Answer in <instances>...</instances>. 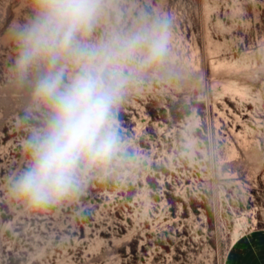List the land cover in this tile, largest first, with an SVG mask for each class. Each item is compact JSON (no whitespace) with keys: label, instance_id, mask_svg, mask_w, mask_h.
Here are the masks:
<instances>
[{"label":"rangeland","instance_id":"obj_1","mask_svg":"<svg viewBox=\"0 0 264 264\" xmlns=\"http://www.w3.org/2000/svg\"><path fill=\"white\" fill-rule=\"evenodd\" d=\"M31 15L0 0V264H224L239 222L264 226V0H108L85 42L166 15L170 53L124 69L120 152L43 210L11 194L47 118L12 78L11 25Z\"/></svg>","mask_w":264,"mask_h":264},{"label":"clouds","instance_id":"obj_2","mask_svg":"<svg viewBox=\"0 0 264 264\" xmlns=\"http://www.w3.org/2000/svg\"><path fill=\"white\" fill-rule=\"evenodd\" d=\"M29 2L30 19L11 25L12 78L31 89L47 118L25 141L29 162L14 177L11 194L43 210L74 198L85 184V169H105L117 157L112 121L130 81L124 69L162 63L170 53L173 20L144 15L126 32L87 43L108 0Z\"/></svg>","mask_w":264,"mask_h":264},{"label":"crops","instance_id":"obj_3","mask_svg":"<svg viewBox=\"0 0 264 264\" xmlns=\"http://www.w3.org/2000/svg\"><path fill=\"white\" fill-rule=\"evenodd\" d=\"M224 264H264V226L249 229L232 242Z\"/></svg>","mask_w":264,"mask_h":264},{"label":"bare ground","instance_id":"obj_4","mask_svg":"<svg viewBox=\"0 0 264 264\" xmlns=\"http://www.w3.org/2000/svg\"><path fill=\"white\" fill-rule=\"evenodd\" d=\"M242 219L245 221L246 220V217L243 216ZM242 222H239L238 225H237V227H236V229L234 230V234H233L234 235V239H233V241H235L243 233V231L240 230V226L242 225Z\"/></svg>","mask_w":264,"mask_h":264}]
</instances>
